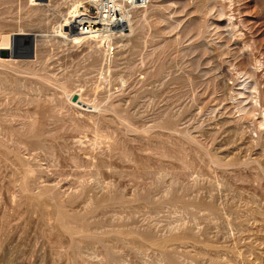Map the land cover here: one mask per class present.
Segmentation results:
<instances>
[{
    "label": "rangeland",
    "instance_id": "rangeland-1",
    "mask_svg": "<svg viewBox=\"0 0 264 264\" xmlns=\"http://www.w3.org/2000/svg\"><path fill=\"white\" fill-rule=\"evenodd\" d=\"M88 1L0 0V264H264V0Z\"/></svg>",
    "mask_w": 264,
    "mask_h": 264
},
{
    "label": "bare ground",
    "instance_id": "bare-ground-1",
    "mask_svg": "<svg viewBox=\"0 0 264 264\" xmlns=\"http://www.w3.org/2000/svg\"><path fill=\"white\" fill-rule=\"evenodd\" d=\"M131 1L133 2V0ZM83 5L86 9V15L84 16L86 23L84 29H87L89 26L91 33H95V31H100L98 33L104 31L112 33L113 30L126 31V28L123 27V23H125L124 17L128 19V11L124 8L122 3H118L114 0H103L102 3H99V0H89L87 4ZM105 26L109 28H104Z\"/></svg>",
    "mask_w": 264,
    "mask_h": 264
},
{
    "label": "water",
    "instance_id": "water-1",
    "mask_svg": "<svg viewBox=\"0 0 264 264\" xmlns=\"http://www.w3.org/2000/svg\"><path fill=\"white\" fill-rule=\"evenodd\" d=\"M2 53V52H1ZM3 54V53H2ZM26 57H30V56H26ZM71 101H74V102H76V101H78V96H77V94H73L72 96H71ZM78 103H80V102H78Z\"/></svg>",
    "mask_w": 264,
    "mask_h": 264
}]
</instances>
